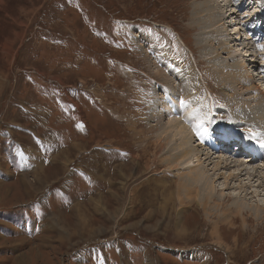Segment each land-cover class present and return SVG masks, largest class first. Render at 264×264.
Instances as JSON below:
<instances>
[{"label": "rangeland", "instance_id": "rangeland-1", "mask_svg": "<svg viewBox=\"0 0 264 264\" xmlns=\"http://www.w3.org/2000/svg\"><path fill=\"white\" fill-rule=\"evenodd\" d=\"M202 6L201 0H0V264H264V210H259L262 220L253 218L255 206L264 205L257 179L255 193L242 194L240 180L227 179V168L217 166L225 154L210 161L202 152L206 162L192 170L211 176L215 186L212 204L204 208L208 188L197 202H166L162 194L168 189L175 194L170 185L178 179L162 174L165 167L156 171V164L153 171L144 169L152 148L142 147L148 142L140 132H151L150 94L163 86L155 67L168 78L167 65L174 71L185 66L182 75L194 73L196 90L211 102L202 108L212 123L223 125L227 119L220 114L247 103L233 87L225 89L229 85L218 82L208 66L211 49L205 52L204 30L195 29ZM228 14L216 26L214 38L223 45L215 64L222 61L230 71L235 64L242 77L250 74L249 86L264 91L259 44L246 40L251 34L244 33L245 19ZM234 33L250 44L251 62L242 65V58L234 57L241 49L232 42ZM166 88L174 93L169 84ZM59 101L65 114L56 107ZM44 103L45 115L35 117ZM28 105L35 112L25 111ZM73 112L76 119H64ZM238 146L230 147L232 155L242 150ZM261 157L254 162L259 167ZM40 167L46 175L37 182ZM119 169L124 179L117 177ZM117 192L121 200L126 195V205ZM235 196L241 198L236 202ZM239 203L251 206L252 216L235 215ZM214 226L216 235L210 233Z\"/></svg>", "mask_w": 264, "mask_h": 264}, {"label": "bare ground", "instance_id": "bare-ground-1", "mask_svg": "<svg viewBox=\"0 0 264 264\" xmlns=\"http://www.w3.org/2000/svg\"><path fill=\"white\" fill-rule=\"evenodd\" d=\"M201 1L203 2V6L200 7L199 9H202L201 11L204 14L202 15V21L198 19L199 22L195 24V29L197 30L198 28H200L201 31L202 29L204 30L203 33H200V32L199 33H200V36L201 34L202 36H205L204 38L206 39L205 43L208 42V44H206L205 47H203L205 52L208 50V48H209V51L211 49V51L207 53L208 59L206 61L208 63V66L210 68L213 67L211 71H212L213 76L217 77L218 82L223 83V84L226 83V85H229V86H224L225 89L233 87L234 88L233 91L235 92V95H238L236 96L237 99L241 98L244 102L247 101V103L244 104L240 100L241 101L240 103L242 105L241 108L237 107L234 109L235 111L231 113L220 114L219 118L227 119L223 125H220V121L218 120H215L212 123V121L209 120L210 117H208L210 116V113L208 112V114H206V112L202 108L205 105V103H208L210 101L206 99L205 97H203V94L201 92L198 93V91L196 90L198 87L195 82L197 77L195 79L193 78L194 73L192 74L189 72V70H187L186 74L182 75L180 74V71H185V68H184L185 66L179 65L178 71H174L169 65H167V69L170 70V76H172L168 78L169 73L168 74L166 73V75H168L166 77L165 75L162 76V72L160 71V68L156 65L157 67H155L154 69L155 70L154 74L156 77L163 78V81L160 82V84H162L163 86L160 88L161 91L157 92L155 90L156 92H152L150 94V96L153 97V100L151 99L152 102L150 103V105L147 106L149 107L147 109H150L149 112L147 113V115L149 114L147 124L149 125L148 130L151 132L149 133L145 132L144 134L142 133L143 130L139 132L141 136H144L142 139L148 142L147 143L148 145L146 146L144 145L142 147H145V149L150 148V147L152 148V159L146 162V164L144 165V169L153 171L151 170V168L155 166L154 164H156V167H155L156 171L161 170L162 167H165L163 171H160L162 172V174H164L165 176L171 175L172 177L178 179L177 183L174 186L170 185L171 188H174V187L176 188L175 194H173L172 192L170 193L168 191L169 189L166 191L165 194L161 193L162 196L165 198V201L170 202L172 200L175 203L179 202L180 205L183 204L184 202H193V201L197 202L198 198L200 197V191L206 190V188H208L206 190V192L209 191L207 192L208 194L205 199L206 204L202 205L201 202L198 204V205H202L204 208H208L210 204H212L211 199H213L214 197L213 192H212L215 187L214 183H210V181L208 180L212 177L211 176H209L210 178L207 177L206 174H204L201 171L192 170V166L194 167L197 163L200 165L203 162H206V160L204 161L200 158V155L202 152L205 158L206 157L207 159L209 158L210 161L214 158L213 156L216 153L221 152V154H225V155H222L224 159L222 158V160L217 161V166L222 164L225 166V168H227V171H228L227 179L240 180L241 183H239V185L241 186H239L238 188L244 191L242 192V194L245 192H249V191L251 192V189L258 188V186L260 188H264V165L262 167H259L261 165H256L257 163H254V162H258V160H262L260 159V157L262 154L264 155V147H261V144L264 143V118L262 117L264 116L263 114L264 103H262L264 102V91L262 90L261 86L259 87L256 85L254 86L252 85L253 86L252 87L247 84L248 82H251L253 84V79L250 77V74H249L250 72L249 68H247L249 76L243 75L245 77H242L240 70L234 64V60H233V64H234L233 66L235 68L234 70H231V71L229 70V67L231 66L227 67L226 65H224V62L222 61L218 62V64L220 65L219 67L218 65L215 64V61L218 59V57H220L219 51L221 50V48H219L218 46L223 45V43L218 42L217 39L214 38L215 34L217 33L216 26L220 22V17L226 16L229 12L228 17L235 16V17L243 18L245 19V23H243V26L246 27L245 29L244 27H242L244 30V33L248 34L249 32V34H251L249 35L250 37L248 39L246 38V40L247 41L250 40L252 43L251 45L259 44L257 46L258 53L256 55L257 56L256 58L264 60V54L261 53L262 48H264L262 47L264 46V23L263 24L255 23L252 26L248 24V21L253 20L254 17L255 18L259 17L260 15H262V13L264 15V0H258L260 3L259 5L255 4V0H218V1L217 0H201ZM260 9H263L262 13L260 12ZM197 14L196 16H198ZM228 17L226 19H228ZM223 21L225 20L223 19ZM225 28H226V24H225ZM231 34L232 32H230L229 36H232ZM234 34L236 35V37L234 39L232 38L233 39L232 42H234V44L237 47L239 46L241 47V49L237 50V53H233V55H235L234 57H241L242 62L240 63L242 65L246 64V62H251L252 59H248L247 57H250L252 54H248V52L246 51V49L250 46V44L245 41L246 45H244L242 43L244 36H241L240 34L238 35V33H234ZM142 39L146 41H151L144 36L142 37ZM201 43L205 44L202 40H201ZM196 45L200 46L201 44L198 42ZM157 55L159 56V54ZM202 59H205V58H202ZM212 60L214 61L215 66L209 65L212 62ZM206 67L207 66H205V68ZM219 68H221L222 70H219ZM260 72H261L262 78L264 79V62L261 65ZM157 81H160V80H157ZM167 84L172 86L175 94L172 92L171 89L169 90L166 88ZM200 84H202V82L199 79V85ZM190 88H192L193 92L190 91L188 94H183L186 97L183 98L181 96H177V95L182 94V91L187 92ZM247 95L255 96L256 100L245 98V96ZM142 96H144L145 98H148L147 94H143ZM213 97L211 98L213 99ZM191 104H193L194 107L191 106ZM258 108L259 110H257ZM238 109H243V110H238ZM141 111L142 110L138 111V118H140L139 113H141ZM143 117L146 118L145 115H143ZM220 127H223V128H220ZM153 133H156V135L151 137L150 135ZM220 135H222L223 138H221ZM218 144H220L221 148L218 147ZM235 144L240 145V147H237V149L238 148L242 149V147H244L247 150L250 149V153L246 151L247 154L243 155V151L240 150L239 151L240 153L237 152V154L232 155L230 153L231 151L230 147L235 148L234 147ZM212 148L216 151L209 150ZM259 148L261 151H259ZM77 149L79 150V148ZM148 152L146 153L148 154ZM163 152L164 154H162ZM165 154L169 157H164ZM65 157L66 158H63V160H67L66 163H69L70 157L67 156V153ZM140 158L141 156H139V160ZM234 158H237V159H234ZM241 158H243L242 161L240 160ZM261 158H263V161L261 162H264V157H261ZM248 163H251V165L255 164L256 166L255 165L250 166V164ZM184 167H187V169L183 170L182 172V168ZM42 169L43 168H41L40 170L38 169L39 171L38 173H36L37 182H40L43 175H46L45 170H42ZM194 173H195V176H194ZM159 174L160 173H158V175ZM117 177L125 178L126 176L125 174L121 173L119 169V172H117ZM255 179H257V182L259 181L258 186L254 184ZM21 180L23 181V183H25L27 180V176H23ZM125 182L127 183L126 179H125ZM125 182L121 184L123 185ZM30 186H33V185L30 184ZM163 186L164 184L161 185V187ZM202 187H205V188H202ZM252 193H255V192L254 191L251 192V196H252ZM118 197H120V199H118ZM118 197H116L115 199L116 200L118 199V201H120L121 204L128 202L127 201L128 199L125 200L126 202L125 201L123 202L124 198H126V195H124L122 200H121L120 195ZM176 197H177V200H176ZM235 197L237 198L236 202L241 198L237 196ZM100 198L101 196L99 197V199ZM112 199L114 200V196L112 197ZM113 200H109V201H113ZM215 203L217 204L216 206H222V204L218 203V201H216ZM235 210H236L235 215L236 214L245 215V213H248V211L251 212L252 207L249 206L247 203L246 204L239 203L237 209ZM259 210L261 211L264 210L263 204L262 205L257 204L255 206V209H253V211L255 212L253 213V215L255 216L253 218L258 219V220L263 217L259 215L261 213ZM226 211L227 209L224 210L222 214L223 216L226 215L225 214ZM206 213L208 215V212ZM211 214H214V213H211ZM250 214L252 216V212ZM125 217H128V214H126ZM242 220L246 223V218H242ZM232 226H234V224ZM212 228L213 229L210 233L216 235L218 233L217 229L219 230V228H217L216 226Z\"/></svg>", "mask_w": 264, "mask_h": 264}, {"label": "snow or ice", "instance_id": "snow-or-ice-1", "mask_svg": "<svg viewBox=\"0 0 264 264\" xmlns=\"http://www.w3.org/2000/svg\"><path fill=\"white\" fill-rule=\"evenodd\" d=\"M262 47H264V46H262ZM261 147H264V143L261 144Z\"/></svg>", "mask_w": 264, "mask_h": 264}]
</instances>
